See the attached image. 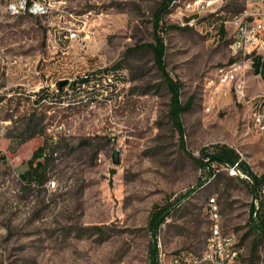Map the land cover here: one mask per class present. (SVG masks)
I'll list each match as a JSON object with an SVG mask.
<instances>
[{
	"label": "rangeland",
	"instance_id": "obj_1",
	"mask_svg": "<svg viewBox=\"0 0 264 264\" xmlns=\"http://www.w3.org/2000/svg\"><path fill=\"white\" fill-rule=\"evenodd\" d=\"M17 1L0 0V264H149L154 244L158 264L189 261L206 249L213 197L241 263L264 264V237L250 225L264 220V184L253 193L245 170L230 179L217 162L205 181L197 161L229 148L264 175V132L254 121L261 104L264 114V74L244 60L236 79L223 81L243 59L230 49L242 0L219 1L194 21L184 8L198 0H69L49 14H21ZM70 14L84 30L64 42V21L79 24ZM158 38L163 69L151 48ZM116 68L117 79L107 73ZM86 74L101 77L64 99L75 105L36 106L40 90ZM167 76L180 83V102H192L183 134L170 116ZM51 90L46 98L62 102ZM44 141L46 180L22 179ZM171 204L154 233L153 213Z\"/></svg>",
	"mask_w": 264,
	"mask_h": 264
},
{
	"label": "built area",
	"instance_id": "obj_2",
	"mask_svg": "<svg viewBox=\"0 0 264 264\" xmlns=\"http://www.w3.org/2000/svg\"><path fill=\"white\" fill-rule=\"evenodd\" d=\"M69 0H46L45 8H35L33 0H18L21 4V14H35L39 10L64 12ZM223 0H198L190 8H184L186 13H190L192 21L196 16H200L207 8ZM243 12H238V17L234 18L233 24L235 30L231 36L230 49L234 57L243 58L234 61V70L224 77L223 81L234 80L239 70L243 68L242 62L248 61L251 67L257 58L264 61V0H242ZM62 29V38L71 41L73 37H80L81 26H74L72 23H64ZM247 40L257 41V49H247ZM77 80V79H76ZM57 90V89H56ZM257 111V130L264 132V114H262V104L255 108ZM226 170L232 176L242 175L239 163L233 166H225ZM208 218L213 222V242L210 248L205 249V259L210 260V264H240V250L234 249L232 245V236H222L217 233V215L215 207L208 212ZM179 263V261H178Z\"/></svg>",
	"mask_w": 264,
	"mask_h": 264
},
{
	"label": "trees",
	"instance_id": "obj_3",
	"mask_svg": "<svg viewBox=\"0 0 264 264\" xmlns=\"http://www.w3.org/2000/svg\"><path fill=\"white\" fill-rule=\"evenodd\" d=\"M168 6H169V4H166V6L164 7V11H167ZM220 34H221V36L226 35V30H225L223 25L220 28ZM151 48L154 52V56H155V59L157 61V64L163 69V55H164L163 41L160 38H158L157 43L155 45L151 46ZM254 67H255V72H258L261 76H263V74H264V61H262L260 58H257L254 62ZM107 73H111V77L116 78V79L119 78V76L121 75L120 70L117 68L115 70H113L112 72L107 70ZM99 77H101V75H99V74H90V76L87 78L80 77V78H77V80L76 79L70 80L64 86H61V82H59V84L57 86V90L42 89L38 93L35 94V96L37 97V99L35 101L36 106L38 107V106L48 104V105H64L66 107H71V106L75 105V102L69 101L66 103V100H64V99H67V98L72 97V96H77L78 94L83 93L85 91L95 89V86H97L99 83ZM166 81L168 83V87H169L171 94H172L170 116L173 118V120L177 124V127L179 128L180 132L183 134V131L181 128V121H180L181 115L191 109L192 102H189L188 104L183 105L180 102V95H179V91L181 88L180 83L175 82V81H171L168 76L166 77ZM49 90H51L50 93H52L54 98L56 97L58 100L61 99L63 101L62 102H56V101L49 100L48 98H46L49 96ZM44 95H46V96L44 97ZM47 143L48 142L44 141L42 145H40L37 149L34 150L32 158L30 161L31 162L36 161V163L32 167H29L23 173L22 179H27V180H30L33 182H39V183H43L46 180V177H47L46 164L44 162H41V159L43 160V159L47 158V151L49 150L48 147H46ZM49 147H50V145H49ZM197 161L203 169H206L209 172L205 181H207V180H209L212 177L217 175L216 170L212 168L213 162H217L220 165H223L224 167L225 166H233L236 163H239L241 169L245 170V173L248 176L252 177L254 180V184L251 185L253 193L255 192L256 185L260 186L262 183L264 184V175L260 178L253 176L249 170H246L244 168L245 166L243 165L242 160L239 158V154H237V152L233 149L222 148V150L218 154H216L214 157H210L209 159H207L205 161H203L202 159L197 160ZM229 178L232 179L234 177L230 176ZM201 185H204V183H202ZM186 197H187V195L184 194L183 196L178 198L176 200L177 201L176 205L179 204ZM176 205L171 204L167 208H161L157 214H156V211L153 213V217L151 220V226H152L151 229L154 233L158 232L159 229L161 228V225H163L166 222V220L168 219V217H170V215H171V213H172V211ZM253 211H254V207H253ZM250 225H251V228L256 232V234L258 236L264 237V220L261 222H257L256 219L251 217ZM258 241L259 240L256 239L253 242L252 251H251L252 257H254L258 251V247H259V243H260ZM240 247H241V245H240ZM153 248H154L153 251L156 253V251H155L156 250V244L153 245ZM154 252H153L154 258L152 257L149 264H158L157 259L155 258Z\"/></svg>",
	"mask_w": 264,
	"mask_h": 264
},
{
	"label": "bare ground",
	"instance_id": "obj_4",
	"mask_svg": "<svg viewBox=\"0 0 264 264\" xmlns=\"http://www.w3.org/2000/svg\"><path fill=\"white\" fill-rule=\"evenodd\" d=\"M33 1L35 2V8H45L46 0H33ZM13 6L16 8V10H19L21 12V4L13 3ZM189 7H192V3L189 4ZM43 12L45 14L51 13L50 11H43ZM240 12H243V9ZM70 15L74 18V16L72 14H70ZM237 17H238V13H236L234 18H237ZM73 20H76L79 24H76L75 22L72 23V21H70V20H68V21L65 20L64 23H72V25H74V26H80V23H81L80 20H78L76 18H74ZM60 36H61L60 39L62 41L65 42V40H68V39L62 38V34ZM79 39H80V37H73V38H71V41H76V40H79ZM247 49H257V41L247 40ZM82 77L87 78V77H89V75L86 74V75H83ZM213 207H215L217 215L220 217L217 220V233L219 235H222V236H232V245H233L234 249H241L237 236L234 233H231V232H228V231L225 230V228L223 226V218H222V214H221V208H220V205L217 202V199L214 198V197L208 200L207 212H211L213 210ZM209 222H210V238L208 239V243H207L206 248H210L211 245H212V242H213V222H212L211 219H209ZM241 252L242 251L240 250V264H242L241 263ZM178 264H210V260H206L205 259V250H204L202 252V254L197 256L195 259H192V260H189V261H183V262H180Z\"/></svg>",
	"mask_w": 264,
	"mask_h": 264
},
{
	"label": "water",
	"instance_id": "obj_5",
	"mask_svg": "<svg viewBox=\"0 0 264 264\" xmlns=\"http://www.w3.org/2000/svg\"><path fill=\"white\" fill-rule=\"evenodd\" d=\"M68 82H69V81H67V80L62 81V82H61V86L66 85ZM208 157H214V156L208 154V155L206 156V158H208ZM119 162H120V161H119V154L116 152L115 155H114V163H115V164H119Z\"/></svg>",
	"mask_w": 264,
	"mask_h": 264
},
{
	"label": "crops",
	"instance_id": "obj_6",
	"mask_svg": "<svg viewBox=\"0 0 264 264\" xmlns=\"http://www.w3.org/2000/svg\"><path fill=\"white\" fill-rule=\"evenodd\" d=\"M262 77V76H261Z\"/></svg>",
	"mask_w": 264,
	"mask_h": 264
}]
</instances>
